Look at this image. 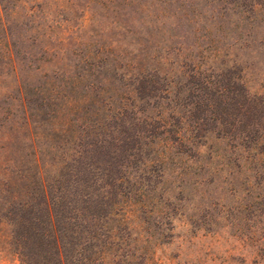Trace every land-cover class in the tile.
Returning a JSON list of instances; mask_svg holds the SVG:
<instances>
[{
    "label": "rangeland",
    "instance_id": "374dc122",
    "mask_svg": "<svg viewBox=\"0 0 264 264\" xmlns=\"http://www.w3.org/2000/svg\"><path fill=\"white\" fill-rule=\"evenodd\" d=\"M162 105L173 125L185 114L199 142L213 131L240 167L185 180L153 214L144 184L158 176H133L138 136H165L146 118ZM262 133L264 0H0V210L30 201L40 232L44 179L60 223L91 228L68 231V251L81 242V255L96 253L116 233L104 261L73 264H264V183H254L264 155L246 152ZM102 200L121 203L103 231ZM38 244L28 242L30 264H47Z\"/></svg>",
    "mask_w": 264,
    "mask_h": 264
},
{
    "label": "trees",
    "instance_id": "16d2710c",
    "mask_svg": "<svg viewBox=\"0 0 264 264\" xmlns=\"http://www.w3.org/2000/svg\"><path fill=\"white\" fill-rule=\"evenodd\" d=\"M171 91L172 89L170 88L164 90L167 95H170ZM168 112V108L162 105L158 114L151 113L146 117L153 121L155 117V120L160 122V125L166 129L163 138L159 139L158 137L153 136L152 138H149V141H145V135L138 136V140L141 142L143 141L142 146H140L141 148H138L141 152V161L138 169L141 171V174H136L137 176L134 175L133 179L134 181L136 179L142 180L139 177L142 178L143 175H146L147 177H154V175L158 176L154 181L151 180L149 185L144 184V187L150 191L149 200L151 204V213L153 214L164 205V202L162 201L163 195L168 196L173 194L176 190L182 193L188 190L186 187L188 182L184 183L185 180L190 182L199 177L205 178V176L212 175V171L218 173L223 171V168H229L227 174H230L233 168L240 167L237 165L239 159L233 161V151H229V153H231L229 155L228 152H220L219 147H216L218 145L217 143H214V140L219 142L221 138L216 137L213 131H210L206 135L207 141L201 143L194 135V131L191 129L192 126L189 123L190 119H188L185 114L180 116V122L178 125H173L169 120L170 116H167ZM172 114L176 113L172 112ZM99 125L101 128H104L102 124ZM169 135L175 136V140L173 141L172 139L167 138ZM82 138L83 137H81V139ZM260 141H264L263 133L254 141L253 145L246 152L253 151V157H262L264 155V148H260ZM183 147L189 151H183ZM144 152H146V155L143 154ZM214 157L220 160L214 163ZM213 164L215 165L213 166ZM157 167L161 168L159 173L154 170ZM166 176H168V178H165ZM173 176L181 181L171 185L168 179ZM260 177L261 176L257 173L254 183H256L258 179L259 183L261 181L264 183V176H262L261 179ZM125 181L126 178L124 176H120L116 179L117 183H124ZM246 181L247 186L249 187L251 183L249 178H247ZM41 183L42 188L40 193L42 198L40 199V206L43 207L42 213H44V219L38 227L40 228L38 229L40 232L35 234L37 228L34 221L31 219V212L29 210L31 209L30 201H22V203H18L20 208L16 211H9L8 214H5L4 211L0 210V255H13L15 259L19 260L20 264H30V259L32 257H30L25 250L26 247H28V242H33L39 243L38 245H40V249L49 256L46 259L47 264H73V256L76 254L80 255L79 262L90 260L92 256H96L99 253L104 261V256L107 254L105 250L108 248L107 241L113 237L111 234L114 235L115 232L107 229L110 234L108 233L109 236L107 237V240L104 241V243H101L99 247L101 249H98L96 253L95 251H92V249H84V254L81 255L79 253L81 250V242L76 245L73 252L70 250L68 251V231L72 230L73 235L78 236H80L82 231H85L86 234L92 236L91 228H84L83 225H74L71 229L65 224H61L58 220V211H56V208L54 209V205H52L50 183L48 184L44 179H42ZM102 183L103 187L108 189L112 187L114 182L113 179L109 177L106 179L104 177ZM134 186L137 187L135 183ZM253 187L254 184L251 186V189H253ZM158 190H160V193L157 195ZM249 190L247 189V191ZM22 196V193H17L13 198L19 200ZM85 198L86 197L82 199L85 200ZM102 201L103 207H100L101 209L96 216V222L98 223V227L103 231L104 228H108L110 223L119 219L121 211H117V206H120L121 203L114 200L106 202H104V200ZM252 206L253 205L250 203H247L243 208L245 210H251ZM0 208L5 210V207L3 206H0ZM75 210H77V212H82L81 209L76 208ZM249 210L245 212H250ZM13 228H15V230ZM36 238H39L40 242H36ZM80 239L81 238L78 240L81 241L82 239Z\"/></svg>",
    "mask_w": 264,
    "mask_h": 264
}]
</instances>
